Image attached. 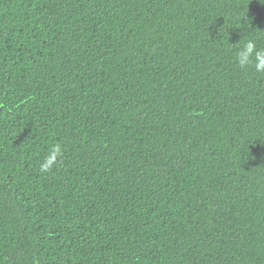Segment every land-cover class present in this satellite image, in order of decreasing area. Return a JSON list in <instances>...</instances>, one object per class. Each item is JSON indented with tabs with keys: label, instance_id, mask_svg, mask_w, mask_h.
I'll return each instance as SVG.
<instances>
[{
	"label": "trees",
	"instance_id": "1",
	"mask_svg": "<svg viewBox=\"0 0 264 264\" xmlns=\"http://www.w3.org/2000/svg\"><path fill=\"white\" fill-rule=\"evenodd\" d=\"M243 37L258 0H0V264H264Z\"/></svg>",
	"mask_w": 264,
	"mask_h": 264
},
{
	"label": "clouds",
	"instance_id": "2",
	"mask_svg": "<svg viewBox=\"0 0 264 264\" xmlns=\"http://www.w3.org/2000/svg\"><path fill=\"white\" fill-rule=\"evenodd\" d=\"M258 3L264 5V0H258ZM245 18L243 19L245 23H241V29L249 30L252 27L253 21L252 19L245 20ZM241 41H243V46L237 48L235 53L236 63L241 69L251 66L255 72L264 73V48H258L256 42L252 39L244 40L243 37ZM62 155L61 145L59 143L53 144L48 155L40 165V171L42 173L50 172Z\"/></svg>",
	"mask_w": 264,
	"mask_h": 264
}]
</instances>
